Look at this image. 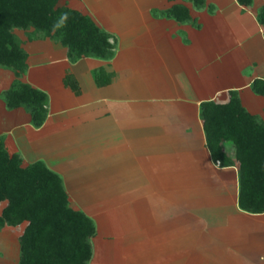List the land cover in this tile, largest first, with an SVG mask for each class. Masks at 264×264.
<instances>
[{
    "label": "crops",
    "instance_id": "0c3cea01",
    "mask_svg": "<svg viewBox=\"0 0 264 264\" xmlns=\"http://www.w3.org/2000/svg\"><path fill=\"white\" fill-rule=\"evenodd\" d=\"M64 1L59 4L69 6ZM188 1L193 5L167 0L164 9L149 7L153 23L143 38L152 46L144 43L140 53L131 48L127 57L112 32L113 57L73 61L60 41L24 38L16 29L28 53L21 79L48 95L41 126L24 106L7 107L3 92L16 75L0 66V137L24 166L32 154L34 162H45L61 176L70 205L96 225L98 264H264V212L240 208L238 167L214 160L200 116L202 102H226L229 91L238 90L243 105L264 121V110L254 105L256 96H264L252 88L255 79H264V52L256 46V56L247 49L246 65L254 70L246 73L241 64L233 74L236 84L215 85L212 74L219 78L220 70L212 63L219 56L204 52L201 64L194 34H203L212 23L209 13L226 4L233 8L226 22L245 45L252 35H246L240 16L250 6L206 0L200 8ZM175 4L188 7L192 18L183 22L165 13ZM232 13L238 16L230 21ZM250 16L264 42L262 26ZM163 22L170 32L160 38L154 30ZM87 199L95 201L93 209L83 204Z\"/></svg>",
    "mask_w": 264,
    "mask_h": 264
},
{
    "label": "trees",
    "instance_id": "16d2710c",
    "mask_svg": "<svg viewBox=\"0 0 264 264\" xmlns=\"http://www.w3.org/2000/svg\"><path fill=\"white\" fill-rule=\"evenodd\" d=\"M191 1L200 8L206 6V0ZM237 1L244 7L255 2ZM59 2L0 0V66L16 75L3 97L10 109H28L35 126H41L47 117L48 95L21 79L28 68V53L16 29L30 30V39L60 41L73 61L88 56L110 59L116 48L114 35L90 15ZM165 13L183 22L192 18L183 4H175ZM257 20L264 30V3ZM252 88L264 96V79H255ZM229 95L226 102L208 100L200 105L207 147L222 166L238 167L240 208L263 213L264 121L243 105L238 90H230ZM23 223L19 264H89L92 260L96 225L85 212L70 205L61 176L43 161L24 166L21 155L10 154L0 137V231Z\"/></svg>",
    "mask_w": 264,
    "mask_h": 264
},
{
    "label": "rangeland",
    "instance_id": "374dc122",
    "mask_svg": "<svg viewBox=\"0 0 264 264\" xmlns=\"http://www.w3.org/2000/svg\"><path fill=\"white\" fill-rule=\"evenodd\" d=\"M183 1L188 3L190 2L188 0ZM65 2L66 1L62 0L61 3L65 4ZM263 3L264 0H255L252 6L247 8L245 12H241L245 15V17H243V15L240 17L244 18V23H246V35H252L251 38L246 40L248 42L245 45L239 44L238 41L234 39L233 30L226 22V15L233 11V8L229 5L226 6V4L224 6L225 8L217 9V11L209 13L210 15L207 17H211V20L207 18V22L211 21L212 23L209 22V24H211L204 28L205 30H203V34L200 36L198 34H194L195 37H197V40L193 49H197L201 54L199 57L201 64L203 62L201 60L204 58V52H206V56L209 55V57L211 55L214 56V54L215 56H219L218 58L216 57V60L212 63L217 71L220 70L219 78H217L214 73L212 74V79L214 78V80L211 82H214L215 85H226L230 83L236 84L238 76H234L233 74H236L238 71V68L236 67L241 64L246 66V73L254 70L252 65H246L248 59H250L247 49L252 48V54L257 56L260 52L259 49L263 50L264 52V42H261V39H259V32L256 33L257 30L255 25L251 22L250 15L257 17V13L262 7ZM167 4V0H69L70 7L78 9L82 12H88L94 18V20L98 22V25L102 29L112 32L120 38L118 48L120 51L123 49L122 55L125 57H127V50L131 48H134L135 51L137 50V52L140 53L143 52V49L146 50V48H143V46H152L148 45V43H151V40H145L143 38L145 36L144 34L149 32L148 27H151V24L153 23L152 20H150L149 7H158L160 9H164ZM191 4L193 5V3ZM193 9H195V7ZM195 12H197V9ZM248 13H250V15ZM235 16L238 15L232 13L230 15V21H233ZM241 21L243 20L241 19ZM169 25L170 24H165L163 22L160 29H158V26L160 25H155V28L157 29H155L154 32L158 37L160 35L161 38V35L163 36V34H166V32L169 30ZM217 31L222 35V37L215 35ZM17 32L24 38H29L31 34L30 30L24 29H18ZM174 42H176L175 44L178 43L177 40ZM261 43L262 46H260ZM256 46L259 49H257ZM177 47L180 48L178 45ZM125 57L124 59H126ZM0 85L4 86L2 82H0ZM256 97H258L256 98L257 102L254 101L256 110H264V98L261 96ZM245 102L248 107H250L248 99H245ZM1 123H6V119H2ZM227 144L231 146V143ZM35 159H37L35 155L28 154L26 156L25 163L30 164L31 162H34ZM83 204L92 206L90 207L91 209L95 207V201L91 199L83 200ZM25 226L26 223L18 226H6L0 231V264H19L21 258L19 235H21V233L24 231ZM262 243H264V240ZM98 244L100 243H97L96 241L92 243L94 257L89 262V264H98L100 258L102 257V246H99ZM121 251L123 255L124 250ZM118 252H120V250H118ZM119 256L122 257L121 254H119Z\"/></svg>",
    "mask_w": 264,
    "mask_h": 264
}]
</instances>
